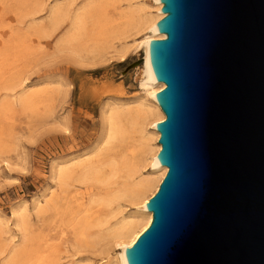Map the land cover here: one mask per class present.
Listing matches in <instances>:
<instances>
[{"label": "water", "instance_id": "95a60500", "mask_svg": "<svg viewBox=\"0 0 264 264\" xmlns=\"http://www.w3.org/2000/svg\"><path fill=\"white\" fill-rule=\"evenodd\" d=\"M159 3L149 62L168 170L125 264H264V0Z\"/></svg>", "mask_w": 264, "mask_h": 264}, {"label": "rangeland", "instance_id": "374dc122", "mask_svg": "<svg viewBox=\"0 0 264 264\" xmlns=\"http://www.w3.org/2000/svg\"><path fill=\"white\" fill-rule=\"evenodd\" d=\"M90 1L0 0V33L13 36L2 54L6 58L12 54L23 69V82L14 90L0 86V107L4 108L0 110V264L10 255L15 257L13 264H32L30 240L43 234L52 235L50 250L53 255L56 251L60 264H107L105 258L113 249L105 236L120 220V211H134V205L122 199L85 218L86 210L53 198L70 192L79 174L63 185L51 179L52 164L69 170L80 161L97 162L111 154L114 143L97 147L106 104L135 109L142 101L137 96H143L136 67L123 74L141 59L142 52H130L120 62L103 46L94 45L99 6L86 13L80 32H70V16ZM135 1L154 12L153 0ZM56 8L61 14L52 13ZM143 33L130 32L127 44L134 45ZM24 97L27 103H21ZM125 130L126 138L133 136L129 126ZM92 185L103 188L100 182ZM36 199L41 203L38 208ZM22 202L26 203L20 212L25 225L20 231L12 224L16 220L11 210ZM70 213L86 225L85 240L79 245L72 235L76 219Z\"/></svg>", "mask_w": 264, "mask_h": 264}, {"label": "bare ground", "instance_id": "6f19581e", "mask_svg": "<svg viewBox=\"0 0 264 264\" xmlns=\"http://www.w3.org/2000/svg\"><path fill=\"white\" fill-rule=\"evenodd\" d=\"M122 2L127 4L125 8L119 5ZM135 2V0H92L70 16L69 29L76 34L82 29L86 13L95 6H99L101 18L96 29L95 47L103 46L108 54H114L120 62L124 61L130 52L138 50L142 52V63L139 67L136 66L135 71L138 72L139 88L143 96H137L136 99L142 101L135 109L111 107L106 104L101 116V142L97 147L101 144L114 143L111 154L104 155L97 162L92 159L80 161L69 170L60 169L55 163L51 166V179L59 180L60 183L79 174V177L74 180L77 185L72 186L73 189L70 192L62 196L55 195L53 198L56 201L57 198L62 199L66 204L86 210L85 218L109 209L122 199L134 205L133 212L127 210L119 212L120 220L105 236L113 249L105 258L107 264H125V249L136 242L152 221V214L145 209L144 205L157 192L168 170L164 166L157 165L155 161L161 149L158 143L159 133L155 126L165 119L157 104L156 94L163 90L165 85L153 82L149 62L150 42L165 38L163 34L158 33L155 26L165 15L159 12L162 8L159 0H153L151 8L154 12L146 9L143 4L138 5ZM52 13L61 14L59 8L54 9ZM130 32L136 35L144 33L139 40L133 42L134 45H128L126 40L131 36ZM11 39H13L12 35L0 33V86L9 91L23 82L20 77L23 69L19 68L17 59L12 54H9L7 58L5 54H2L4 51L2 49H6L5 43H10ZM70 39L71 36L66 41L69 42ZM77 49L78 52L81 51L80 46H77ZM27 102V97L21 99V103ZM3 109L1 110L0 107L1 112ZM7 109H11L10 104ZM126 126L132 130L133 136L130 138H126ZM76 159H71L69 162ZM96 164H99L98 172L94 171ZM102 176H116V179L105 180ZM92 182L102 183L103 188L92 185ZM39 204L41 203L37 199L34 200L35 208H38ZM25 206L26 203L22 202L11 210V217L16 220L12 224L16 228L19 227L20 231L25 225V219L20 214L22 207ZM70 216L74 218L75 214L70 213ZM76 226L77 228L72 229V235L76 244L79 245L85 240L86 225L76 219ZM51 237L50 234H43L41 237L31 238L32 264H60L56 251L53 255L50 250L53 247ZM14 258L10 255L2 264H13Z\"/></svg>", "mask_w": 264, "mask_h": 264}]
</instances>
